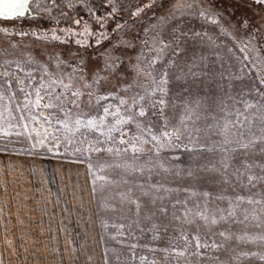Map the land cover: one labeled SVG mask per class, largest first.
I'll list each match as a JSON object with an SVG mask.
<instances>
[{
	"label": "rangeland",
	"instance_id": "1",
	"mask_svg": "<svg viewBox=\"0 0 264 264\" xmlns=\"http://www.w3.org/2000/svg\"><path fill=\"white\" fill-rule=\"evenodd\" d=\"M126 1L34 0L25 17L0 19V83L12 81L0 100V129L10 133L0 131V264H70L77 258L86 264H264V180L254 187L247 180L264 177V154L255 149L234 154V145L224 146L228 152H189L194 145L182 137L179 147L138 145L146 155L135 160L130 151H116L131 147L120 144L118 132L108 140L83 128L68 133L56 122L67 114L74 128L77 118L97 115L100 105L111 104L145 127L141 134L136 123L120 126L125 139L150 140L148 124L159 135L163 120L171 128L187 115L193 137L219 149L222 126L243 112L249 117L245 128L257 138L264 135L257 118L264 114V3L131 0L124 7ZM162 78L167 80L164 115L151 107L162 95H152ZM61 80L71 87L53 83ZM39 84L51 86L60 107L33 109V115L43 113L38 122L11 119L9 113L18 116L17 105L24 102L18 87L31 91ZM42 95L46 102L49 96ZM104 96L109 99L97 104ZM120 99L128 104L120 105ZM245 102L258 107L246 109ZM141 105L146 117L137 115ZM50 114L51 124L43 118ZM23 123L27 129L18 126ZM44 129L48 138L41 147L36 132ZM235 131L227 133L230 140ZM152 197L163 199L153 204ZM248 199L262 202L248 204ZM133 201L142 205L139 212ZM199 212L209 220H201ZM76 214L82 230L69 232ZM190 220L199 225L198 232ZM182 234L220 247H186ZM181 251L185 255L177 254Z\"/></svg>",
	"mask_w": 264,
	"mask_h": 264
},
{
	"label": "snow or ice",
	"instance_id": "2",
	"mask_svg": "<svg viewBox=\"0 0 264 264\" xmlns=\"http://www.w3.org/2000/svg\"><path fill=\"white\" fill-rule=\"evenodd\" d=\"M34 2V0H0V19H4V20H16L19 18H23L26 16V14H29L31 9H30V4H32ZM55 2V0H54ZM257 3H264V0H257ZM215 23V21H213ZM76 24H80L81 21L76 20L75 21ZM2 31H7V29H2ZM55 39H59V37H54ZM77 43H79V41H77ZM21 72H23L24 70L21 68L20 69ZM7 75L11 76V73H8ZM26 75L28 77L32 76L31 72L26 73ZM153 80L155 81V77L153 78ZM262 84H264V80L260 81ZM24 83L23 81H18L17 84H22ZM53 83H60L63 85L64 88H69L71 87L70 84H64L63 81H58V82H53ZM167 84V80L166 79H160L159 83L157 84L156 89L153 90L152 95L155 94V92H160L162 95L160 97V99H158L157 101H154L151 104V107L153 109L156 110V112H158L160 115H164V109L168 106L166 100L163 98L164 95H166L167 93V89L165 87V85ZM12 87V81L7 80L4 83H0V100H3L4 98V90L6 88H11ZM51 86H49L48 89H45V85L44 84H39L37 87H35L33 90H29V88L27 86L25 87H18V91L20 93L23 94L24 96V102L23 104L17 105L18 108L21 109L20 114L18 116L12 115V113H9V116L11 117V119L13 120H17V121H24V120H30L33 122H38L40 120V117L43 115V113L41 112L39 115H33L32 114V110L33 109H57L60 107V105L56 102L59 97L54 96L51 91H50ZM42 92H44L46 95L49 96V99L45 101V97L44 95H42ZM16 93L13 92V96H15ZM73 95L75 96H79L81 95V93L76 92L73 93ZM262 95H264V93H262ZM34 97V98H33ZM109 99L108 96H104V97H100L97 100V104H99V100H107ZM145 97L144 96H140V100H144ZM138 103V101L135 100V98H133V106H135ZM119 104L120 105H127L128 101L124 100V99H120L119 100ZM245 108L246 109H253V108H257L258 106L256 104H251V103H247L245 102ZM260 107L264 108V105H260ZM27 113V115H26ZM155 114V113H154ZM65 118L61 119L60 117H57L56 122L58 124H61L63 126V128L65 129L66 132L68 133H75V132H80L81 129H86L90 132H100V134L102 136H106L108 140H113L114 137L112 136L113 132H118L120 133V144L122 145H130L131 147H125L123 149H116V151L119 153L121 151L127 153V152H131L132 154V158L135 160L140 159L142 156H145V150L142 146H138V145H143L145 143H150V142H155V145L157 146V148H163L165 146V142H167V144L173 146V147H179V145L177 144L178 141H180L182 139V137L184 139H187L189 141H191L193 143V147L191 148H187L186 150L189 152H196V151H201V152H212V151H216L219 150L221 152H228L229 149L224 147L225 145H234L235 147H233L231 149L232 153H242L245 155H249L251 154V150L255 149L257 151H259L261 154H264V135L260 136V137H255V134L252 132L251 127L245 128L244 124L245 122L249 121V117L248 115H245L243 112H237L236 115V119L234 121H226L224 123V125L222 126V131L224 132V140L222 142V145L220 146L219 149H216L215 146H213L212 148L207 147L206 143L205 144H201L200 143V137H193V134L191 132H189L187 125L185 124V120L186 119H191L190 116L185 115L184 117H181L179 119V122L174 125L173 127L169 128V123L170 121L168 119H165L161 122V126H160V130H159V135L154 134V128L155 125L154 124H148L146 126L147 131L150 135V140L148 139H143L141 140V138L139 136H133L131 139H125V136L127 135L126 132L122 129V125H126V124H132V123H136V128L141 132V134H143V132L145 131V127H142L139 123L136 122V117L133 116L131 113L127 112L125 114H122L120 111L119 107H113V105L108 104V105H100V111L97 113V115H91L88 116L87 119H80L77 118L74 121L75 127L73 128L71 126V123L69 121V119H67V114H64ZM87 115V114H85ZM137 115L139 117H146L148 115L147 111L145 110V108L141 105L138 109ZM113 118L114 119V123L111 122L109 120V118ZM0 118L2 117V114H0ZM44 120L51 124L52 120H51V114L49 116H44L43 117ZM214 118V117H213ZM260 121H261V128L260 131L264 132V114H261L259 117H257ZM18 126L23 127L25 129L28 128V124L27 123H23V124H19ZM231 126V127H230ZM41 127H43V125H41ZM107 128V131H104L103 129ZM232 129H235V139L234 140H230L228 138L227 133L230 132ZM0 131H3L4 135H9L10 133L7 130L4 129H0ZM197 132L201 131L200 129L196 130ZM219 134V133H217ZM17 135H23V133H17ZM28 135L31 137L32 133L31 131H29ZM37 136H40L41 139L38 141V143L40 144L41 147L45 146V140L48 138L47 137V129H44V133H41L39 131L36 132ZM81 135H83V133L81 132ZM52 139L56 140L58 139V137L55 136V134H52ZM135 141V142H133ZM71 141H69L70 143ZM99 143V140L97 141ZM58 147V145H56ZM33 148L36 147V144L32 145ZM91 147V145H90ZM93 151L96 152H100L104 149L100 148V147H95L92 148ZM107 151L109 153H111L113 151L112 148H108ZM162 166V165H161ZM116 168H119L120 165H116ZM225 167H227V165H225ZM243 167H245L246 169H250L251 167H253V165L251 164H244ZM260 167L262 169H264V165H260ZM130 171H137L138 169L135 168H129ZM165 171H168V169H165ZM238 178H239V169L235 170ZM189 176H194L193 172H189ZM99 179L101 180H105L107 182V178L104 176L99 177ZM248 183L250 185H252L253 187L255 186V183L259 180H264V177L262 176H258V175H252V176H248L247 177ZM142 187V186H141ZM153 188L157 187L156 185H152ZM162 187V186H161ZM165 191H181V189H165ZM183 191L187 192L188 189L185 188L183 189ZM195 194V193H193ZM145 196H149L150 194L148 192L144 193ZM204 195H207V193H205ZM157 199H163L162 197H152L150 198L149 202L155 204ZM237 200L244 202L245 201V197L243 196H238L236 197ZM181 201L177 200V203H180ZM248 204H252V203H260L262 201H253L251 199H248L246 201ZM133 203H135L136 205V210L137 212L140 211L142 205L138 202V201H133ZM186 203V201L184 202ZM197 207H199L197 205ZM160 211L164 214L167 213V209L164 207L160 208ZM197 215L199 216V218L203 221H208L209 217L207 215H205L203 212H199L197 213ZM230 215H234V213H230ZM247 218V217H245ZM189 224L194 225V227L196 228L197 232L199 230V225H197L195 223L194 220H190L188 221ZM212 224H216L217 221L215 219L211 220ZM122 227V226H121ZM143 231V230H141ZM221 236H224L225 234L223 232L220 233ZM154 240L158 239L159 237L154 235L152 237ZM182 238L185 241V246H192L195 249H200V248H218L220 247L219 245L212 243V244H208L207 242H202L199 235H196L191 241L189 240V237L187 235L182 234ZM227 238V237H226ZM242 239V238H241ZM134 247V245H133ZM151 251H156V249H150ZM180 256L185 255L184 251H181L179 253H177ZM194 254H198V253H194ZM141 259H145V258H141Z\"/></svg>",
	"mask_w": 264,
	"mask_h": 264
},
{
	"label": "crops",
	"instance_id": "3",
	"mask_svg": "<svg viewBox=\"0 0 264 264\" xmlns=\"http://www.w3.org/2000/svg\"><path fill=\"white\" fill-rule=\"evenodd\" d=\"M65 203L64 202H61L60 205H63ZM71 204H73L72 202H70ZM86 216V213L84 214V217ZM86 221L88 222V226L90 225V231L92 232V224L91 222L85 217ZM65 221H68L67 219ZM71 221V220H69ZM68 231L69 232H81L82 230V220L80 219V215L77 216L74 215V217L72 218V221L70 222V225L69 227H67ZM73 237L76 238V236L73 234ZM70 264H86V263H89L87 260H80V258L77 260H72V261H68Z\"/></svg>",
	"mask_w": 264,
	"mask_h": 264
},
{
	"label": "trees",
	"instance_id": "4",
	"mask_svg": "<svg viewBox=\"0 0 264 264\" xmlns=\"http://www.w3.org/2000/svg\"><path fill=\"white\" fill-rule=\"evenodd\" d=\"M113 1H115V2H116V0H113ZM130 1H131V0H127V1L125 2V6H124V7H128V5H129Z\"/></svg>",
	"mask_w": 264,
	"mask_h": 264
}]
</instances>
